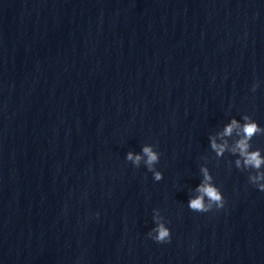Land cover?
Here are the masks:
<instances>
[{"label": "clouds", "instance_id": "clouds-1", "mask_svg": "<svg viewBox=\"0 0 264 264\" xmlns=\"http://www.w3.org/2000/svg\"><path fill=\"white\" fill-rule=\"evenodd\" d=\"M258 83H253L251 91L255 92L258 88ZM243 123L236 118L224 127L221 138L233 137L235 139L231 144L227 140L223 143H217L215 137H210L211 149L217 157H223L226 152L236 156L235 167L241 171L252 170V174L248 176L249 183L255 186L258 190L264 192V155L260 149H252L251 141L254 136L264 134V127H261L249 115L242 116ZM126 160L131 162L134 167L139 168L141 164L152 173L153 179L157 182L163 179V173L157 170L156 165L160 161V153L155 150L152 144H145L140 153L132 151L127 152ZM200 172L202 179L196 187L195 196H190L187 206L193 212H209L215 209H222L225 206V198L221 190L215 185L213 176L209 168L201 166ZM97 215H99L97 213ZM153 227L148 236L157 243H167L171 240V230L166 226L164 217L159 209H153Z\"/></svg>", "mask_w": 264, "mask_h": 264}]
</instances>
